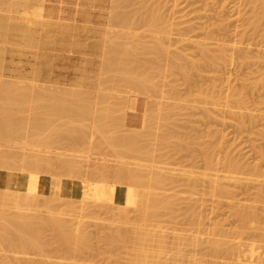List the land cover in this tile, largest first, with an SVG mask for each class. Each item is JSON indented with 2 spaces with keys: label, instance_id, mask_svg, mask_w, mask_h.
I'll use <instances>...</instances> for the list:
<instances>
[{
  "label": "rangeland",
  "instance_id": "374dc122",
  "mask_svg": "<svg viewBox=\"0 0 264 264\" xmlns=\"http://www.w3.org/2000/svg\"><path fill=\"white\" fill-rule=\"evenodd\" d=\"M111 2L0 0V116L9 118L4 110L11 112L15 126L0 140V154L10 150L12 160L19 151L26 157L16 162L14 158L8 168L0 159V164L5 163L0 174L10 177L6 184L0 182V190L8 188L9 193L4 204L0 192V216L33 215L38 221L35 227L40 228L37 246L0 245V260L6 264H264V194L257 190L264 189V177L260 178L264 169V0ZM180 20L185 22L178 25ZM189 24L196 25V30L179 35V29L184 32ZM219 48H224V55L215 59L211 55L220 53ZM205 49L212 60L203 53ZM104 56L109 62L102 60ZM67 102L77 110L84 106L85 114L80 117L74 112L69 119L70 110L76 109L68 105V111L59 109ZM49 109L55 110L52 115L57 113L52 116ZM64 112L69 116H62ZM29 150L31 154L39 150L41 157L75 159L83 170L48 166L37 171L36 164L28 168L27 159L33 160ZM228 157L243 166L233 175L242 177L241 181L256 175L262 179L257 185L263 187H254L257 182L249 177L253 186L248 179L244 182L249 183V193L237 195L240 188L235 180L233 189L229 188L233 180L222 178L226 172L220 171ZM124 163L141 169L140 174L135 172L137 178H128L126 172L129 180L123 179V173L119 180L115 170ZM256 163L262 175L256 174ZM104 165L110 173H103ZM99 166H104L103 171ZM215 167L220 168L217 173L228 194L217 193L211 183ZM97 169L103 174L93 172ZM158 174L167 179L158 178V182ZM42 176L51 181L49 193ZM22 177L31 181L28 189L25 182L12 181ZM62 178L82 181L86 197H63ZM102 191L110 193L107 200ZM24 192L35 199L18 210L14 205ZM149 199L157 202L154 208ZM52 216L68 222L75 233L66 222L70 230L65 229L72 237L84 233L86 245L77 244L79 235L72 242L77 241L80 248L68 244L71 237L65 243L62 236L57 238L63 228L53 227ZM6 217L0 223L10 225L12 218L7 221ZM113 235L115 242L110 241Z\"/></svg>",
  "mask_w": 264,
  "mask_h": 264
},
{
  "label": "bare ground",
  "instance_id": "6f19581e",
  "mask_svg": "<svg viewBox=\"0 0 264 264\" xmlns=\"http://www.w3.org/2000/svg\"><path fill=\"white\" fill-rule=\"evenodd\" d=\"M114 1H116V0H114ZM122 1V0H121ZM124 1V0H123ZM120 2V1H119ZM126 2V1H125ZM112 4H113V0H112V2H111ZM114 4H115V2H114ZM119 4V3H118ZM123 4V3H122ZM117 5V4H116ZM145 6V5H144ZM111 7V6H110ZM152 8V7H151ZM110 10V9H109ZM148 10V9H147ZM179 10V9H178ZM177 10V11H178ZM112 11V10H111ZM120 11V10H119ZM157 11V10H156ZM179 11H181V9L179 10ZM127 13H128V11H127ZM159 13V12H158ZM110 14V13H109ZM146 14V13H145ZM111 15V14H110ZM152 15H153V13H152ZM162 15V14H161ZM159 16H160V14H159ZM180 16H183V15H180ZM145 17V16H144ZM150 17V16H149ZM153 20H154V18L153 17H151ZM164 18V17H163ZM115 19V18H114ZM147 19V18H146ZM145 19V20H146ZM156 19V18H155ZM125 20V19H124ZM152 20V21H153ZM159 20V19H158ZM157 20V21H158ZM109 22V21H108ZM111 22V21H110ZM125 22V21H124ZM131 22V21H130ZM129 22V23H130ZM147 22H150V21H147ZM155 22V21H154ZM162 22V21H161ZM185 21L184 20H180V21H178V25H181L182 23H184ZM151 24V23H150ZM110 25V24H109ZM144 25H145V22H144ZM158 25V24H157ZM129 26V25H128ZM180 27H182V26H180ZM196 25H194V24H189V25H186V27H184L185 28V31L184 32H182V30L181 29H179V31H178V34L179 35H183V34H188L189 32H194L195 30H196ZM108 28V27H107ZM135 28V27H134ZM85 29V28H84ZM115 29V28H114ZM131 29V28H130ZM121 31H122V29H120ZM158 30H160V29H158ZM157 30V31H158ZM112 31V30H111ZM114 31V30H113ZM106 32H108V30L106 31ZM110 32V31H109ZM115 32H118V31H116L115 30ZM128 32V31H127ZM149 32V31H148ZM160 32V31H159ZM164 32V31H163ZM89 33V32H88ZM111 33H113V32H111ZM110 33V34H111ZM123 34L124 32H120V34ZM133 33V32H132ZM146 33V32H145ZM165 33V32H164ZM170 33V32H169ZM107 34V33H106ZM115 34V33H114ZM117 34V33H116ZM131 34V33H130ZM112 35V34H111ZM125 35V34H124ZM124 35H121V36H119V37H126V35L124 36ZM138 35V34H137ZM140 35V34H139ZM150 35H152V34H150ZM156 35V34H155ZM163 35V34H162ZM168 35V34H167ZM166 35V36H167ZM114 36V35H113ZM112 36V37H113ZM116 36H118V35H116ZM132 36H135V35H132ZM132 36H130V38H132ZM107 37H108V35H107ZM115 37V36H114ZM143 37V36H142ZM157 37V36H156ZM128 38V37H127ZM127 38H126V40H127ZM129 38V39H130ZM139 37L137 36V39H138ZM163 38V37H162ZM168 38H170V37H168ZM110 39V38H109ZM111 39H113V38H111ZM128 39V40H129ZM134 39H136V38H133L132 39V42L131 43H133V40ZM148 39V38H147ZM161 39V38H160ZM165 39V38H164ZM107 39H105V41H106ZM113 40H115V39H113ZM122 40V39H121ZM127 40V42L129 43V41ZM178 40H181V41H184L185 39L184 38H181V37H179V39ZM116 41H117V39H116ZM140 41V40H139ZM139 41L137 42L138 43V45L140 44L139 43ZM142 41H144V40H142ZM160 41V40H159ZM118 42V41H117ZM109 43V42H108ZM119 43V42H118ZM118 43H115V45H117ZM137 43H135V44H137ZM160 43V42H159ZM111 46H112V44L111 43H109ZM108 44V45H109ZM120 44V43H119ZM107 44L105 43L104 44V46H106ZM107 45V46H108ZM122 45V44H121ZM124 45H125V47L127 48V46H126V44H125V42H124ZM123 45V46H124ZM141 45V44H140ZM160 45H162V44H160ZM119 46V45H118ZM122 46V47H123ZM142 46V45H141ZM110 47V46H109ZM121 47V46H120ZM138 47H140V46H138ZM163 47V46H162ZM166 48H168L167 46H165ZM25 48V47H24ZM116 48H118V47H116ZM203 48H205V47H203ZM202 48V49H203ZM105 49V48H104ZM108 49H111V51H112V48H108ZM118 49H121V48H118ZM123 49V48H122ZM128 49V48H127ZM126 49V50H127ZM136 49V48H135ZM135 49H134V51H135ZM140 49H141V47H140ZM145 49V48H144ZM206 49H208V48H206ZM205 49V50H206ZM106 50H107V48H106ZM148 50V49H147ZM219 50H220V53H217V54H212L211 55V53L208 51V50H206L207 52H203V53H207V54H205V56L207 55L208 57L211 55L213 58H220V57H222L224 54H223V51H224V48H219ZM119 51V50H118ZM127 51H129V50H127ZM131 51H132V49H131ZM211 51V50H210ZM107 53H109L108 51H106ZM106 52H104V53H106ZM113 52V51H112ZM116 52V51H115ZM123 52H124V50H123ZM135 52H137V51H135ZM160 52V51H159ZM158 52V53H159ZM212 52V51H211ZM245 52V51H244ZM103 53V54H104ZM106 53V54H107ZM111 53V52H110ZM114 53V52H113ZM117 53V52H116ZM127 53V52H126ZM134 53V52H133ZM148 53V52H147ZM153 53V52H152ZM213 53V52H212ZM124 54V53H123ZM127 54H129V53H127ZM161 54H162V52H161ZM113 54H111L110 56H109V58H111V56H112ZM118 55V57H119V54H117ZM114 56H115V54H114ZM121 57H122V55H120ZM124 56V55H123ZM203 56V55H202ZM211 56H210V59H211ZM243 56V55H242ZM105 57L106 56H104L103 58H102V60H104L105 59ZM136 57V56H135ZM151 57V56H150ZM113 58V57H112ZM120 58V57H119ZM207 58V57H206ZM212 58V59H213ZM108 59V58H107ZM106 59V60H107ZM118 59V58H117ZM140 59H142V58H140ZM209 59V60H210ZM211 59V60H212ZM214 59V60H215ZM252 59V58H251ZM113 60H115L116 61V59H113ZM112 60V61H113ZM118 60H120V59H118ZM122 60V59H121ZM124 60V59H123ZM108 61V60H107ZM107 61H105L104 60V62H107ZM109 62V61H108ZM111 62V61H110ZM127 62V61H126ZM122 63V62H121ZM123 63H124V61H123ZM144 63V62H143ZM149 63H150V61H149ZM108 66H110V64L111 63H106ZM116 64V63H115ZM114 64V65H115ZM125 64V63H124ZM124 64H122V65H124ZM150 65H151V63H150ZM201 65V64H200ZM121 66V65H120ZM110 67H112V68H115V67H113V65H111ZM110 67H108V68H110ZM116 67H119V66H117L116 65ZM143 67H146V66H143ZM105 68H106V66H105ZM107 68V69H108ZM122 68V67H121ZM106 69V70H107ZM131 69V68H130ZM153 69V68H152ZM2 70V69H1ZM103 70H104V68H103ZM110 70H111V68H110ZM113 70V69H112ZM133 70V69H132ZM147 70V69H146ZM118 71V70H117ZM134 71V70H133ZM108 72V71H107ZM113 74V73H112ZM140 75V74H139ZM120 76V75H119ZM3 77V76H2ZM141 78V77H140ZM6 79V78H5ZM101 79V78H100ZM99 79V80H100ZM119 79V78H118ZM138 79V78H137ZM145 79V78H144ZM3 80V79H2ZM8 80V79H7ZM11 80V79H10ZM13 80V79H12ZM18 80V79H17ZM22 80V79H21ZM129 80V79H128ZM23 81H25V80H23ZM23 81H22V83H23ZM149 81V80H148ZM151 81V80H150ZM4 82V81H3ZM3 82H2V84H3ZM15 82H16V80H15ZM19 82V81H18ZM101 82V81H100ZM0 83H1V81H0ZM17 83V82H16ZM15 83V84H16ZM31 83H32V81H31ZM143 83V82H142ZM142 83H141V85H142ZM13 84V83H12ZM26 84V83H25ZM28 84H29V82H28ZM35 84H36V82H35ZM145 84V83H144ZM24 85V84H23ZM34 85V84H33ZM139 85H140V83H139ZM21 86V85H20ZM27 86V85H26ZM144 86V85H143ZM13 87V86H12ZM48 87H50V86H48ZM55 87V86H54ZM64 87V86H63ZM70 87V86H69ZM132 87V86H131ZM30 88V87H29ZM56 88V87H55ZM71 88V87H70ZM78 88V87H77ZM139 88V87H138ZM11 89V88H10ZM28 89V88H27ZM54 89V88H53ZM58 89V88H57ZM72 89V88H71ZM70 89V90H71ZM80 89V88H79ZM84 89V88H83ZM99 89V88H98ZM139 89H141V88H139ZM52 90V89H51ZM61 90H63L62 89V87H61ZM81 90V89H80ZM152 90V89H151ZM2 91V90H1ZM25 91H27V90H25ZM32 91H33V88H32ZM72 91V90H71ZM82 91H84V90H82ZM98 91V90H97ZM28 92V91H27ZM72 92H74V91H72ZM77 92H79V91H77ZM86 92V91H85ZM21 93V92H20ZM33 93H34V91H33ZM60 93V92H59ZM58 93V94H59ZM142 93H144V92H142ZM245 93V92H244ZM70 94V93H69ZM132 94V93H131ZM134 94V93H133ZM1 95V94H0ZM10 95V94H9ZM30 95V94H29ZM41 95V94H40ZM51 95V94H50ZM60 95V94H59ZM58 95V96H59ZM34 96V95H33ZM55 96V95H54ZM57 96V95H56ZM57 96V97H58ZM78 97V96H77ZM103 97V96H102ZM40 98V97H39ZM38 98V99H39ZM61 98V97H60ZM83 98V97H82ZM246 98V97H245ZM5 99V98H4ZM31 99V98H30ZM74 99V98H73ZM78 99V98H77ZM87 99V98H86ZM240 100H238V102L240 101V103H242V105L245 103L243 100H241V98H239ZM243 99V98H242ZM2 100V99H1ZM47 100V99H46ZM65 100V99H64ZM81 100V99H80ZM79 100V101H80ZM84 100V99H83ZM245 100H248V99H245ZM98 101V100H97ZM44 102V101H43ZM61 102V101H60ZM6 103V102H5ZM33 102L31 101V104H32ZM39 103V102H38ZM59 103V102H58ZM70 103V104H69ZM247 103V102H246ZM56 104V103H55ZM72 103L71 102H67V103H65V104H63V106L62 107H60L59 109H61V110H63V107L65 108V106L66 105H68V106H66L68 109L69 108H71V109H76L77 107L75 106V105H77V104H75L74 106L76 107H71L72 105H71ZM7 105V104H6ZM229 104H227L226 106H228ZM239 105V104H238ZM0 106H2V105H0ZM31 106V105H30ZM47 106V105H46ZM55 105H53V107H54ZM78 106V105H77ZM80 106V105H79ZM79 106H78V108H79ZM246 106V105H245ZM34 107V106H33ZM52 107V106H51ZM50 107V108H51ZM80 107H82V106H80ZM244 107V106H243ZM5 108V107H4ZM112 108V107H111ZM122 108V107H121ZM7 109V108H6ZM13 109V108H12ZM55 110H56V108H54ZM54 109H52V112H53V110ZM57 109H58V107H57ZM82 109H84V110H82ZM10 110V109H9ZM50 110V109H49ZM54 110V111H55ZM77 110V109H76ZM76 110H73V112H72V110H70V115H71V118H69V119H73L72 117H74L73 115H74V112H75V114L76 115H78V116H83L84 114H85V108H84V106L82 107V108H79V110H82V111H79V110H77L79 113H76ZM29 111V110H28ZM39 111V110H38ZM43 111V110H42ZM58 111V110H57ZM64 111H68L66 108L64 109ZM2 112V111H1ZM6 112V117H9V118H6V119H3L2 117H4V116H0V140L2 141L3 139H5V135L7 134V132H9V131H12L14 128H15V126H14V124H13V119L11 118V112L9 113L8 111H6V110H4V113ZM49 112H51V110L49 111ZM52 112L50 113L51 115H52ZM61 111H59V113H60ZM72 112V113H71ZM33 113V112H32ZM37 113V112H36ZM55 113H57V112H55ZM54 113V114H55ZM65 113V112H64ZM81 113H82V115H81ZM103 113H104V111H103ZM1 114V113H0ZM3 114V113H2ZM30 114V113H29ZM53 114V115H54ZM68 114V115H67ZM50 115V116H51ZM52 115V116H53ZM58 115V114H57ZM253 115V114H252ZM42 116V115H41ZM44 116V115H43ZM59 116V115H58ZM62 116H69V112H66L65 113V115H62ZM258 116V115H257ZM31 117V116H30ZM45 117V116H44ZM43 117V118H44ZM48 118H49V116H47ZM2 118V119H1ZM32 118H33V116H32ZM40 118V117H39ZM42 118V117H41ZM46 118V117H45ZM47 119V118H46ZM51 119H53L52 117H51ZM78 119H80V118H78ZM242 119V118H241ZM68 120V119H67ZM70 121V120H69ZM36 122V121H35ZM15 123V122H14ZM18 123V122H17ZM116 123V122H115ZM34 124V123H33ZM72 124V123H71ZM73 125V124H72ZM81 125V124H80ZM21 127V126H20ZM102 127V126H101ZM144 127V126H143ZM67 128V127H66ZM55 129V128H54ZM106 129V128H105ZM16 131L18 130V129H15ZM14 131V130H13ZM14 133V132H13ZM16 133V132H15ZM18 133H19V131H18ZM129 134V133H128ZM18 135V134H17ZM22 135V134H21ZM16 136V135H15ZM69 136V135H68ZM49 137V136H48ZM129 136L127 135V137L125 136L124 138H125V140H127L126 138H128ZM130 137H131V135H130ZM133 137V136H132ZM131 137V138H132ZM41 138V137H40ZM51 138V137H50ZM117 138V137H116ZM130 138V139H131ZM7 139V138H6ZM122 140H123V138H122ZM124 140V141H125ZM9 141V140H8ZM52 141V140H51ZM59 141V140H58ZM10 142V141H9ZM7 143V142H6ZM58 143V142H57ZM23 144H26V142H24L23 141ZM22 144V145H23ZM53 144H54V142H53ZM131 144V143H130ZM3 145V144H2ZM1 145V143H0V146H2ZM5 145V144H4ZM7 145H9V144H7ZM27 145H29L28 143H27ZM119 145V144H118ZM6 146V145H5ZM10 146V145H9ZM8 146V147H9ZM24 146H26V145H24ZM18 147V146H17ZM22 147V146H21ZM48 147V146H47ZM2 148V147H1ZM24 148V147H23ZM27 148V147H26ZM3 149H5V148H3ZM29 149V148H28ZM46 149V148H45ZM8 150V149H7ZM20 150V149H19ZM24 150V149H23ZM23 150H21V152L23 151ZM43 150V149H42ZM42 150H41V152H42ZM50 150H53V149H50ZM50 150L48 151L47 150V152H49L50 153ZM10 151V150H9ZM8 151V152H9ZM25 151V150H24ZM23 151V152H24ZM27 151V150H26ZM44 151V150H43ZM46 151V150H45ZM44 151V153H46ZM2 151H1V149H0V153H1ZM6 153L7 151H5V150H3V153ZM8 152L5 154L4 153V155H2V156H4L3 158H1L2 156H1V154H0V159L2 160V161H4V162H7V164H6V166L8 165H12L11 163L9 164V162L11 161V162H13V159H14V161L15 160H17V158L18 157H20L21 159L20 160H23V159H26V157L25 158H23L22 156H23V154L25 153H23L22 155H20V154H17V153H19V151H17L16 153H14V156L15 157H12L13 159L11 160V154H8ZM11 152V151H10ZM29 152H30V150H29ZM32 152V151H31ZM31 152L29 153V155H31L30 156V158H32L33 160H31V159H27V163H30L31 165L28 167V168H30V167H32L31 169H33L34 167H36V166H34V164H36L38 167H37V171L38 170H40V169H38L39 167H41V168H45V167H48L49 166V168H59V167H65L69 172H76V170L78 169L79 171L82 169L81 168V165H79V163L75 160V159H62V158H59V157H52V156H50L51 158H48L49 156L48 155H46V154H44L43 155V157H41V154L39 155L38 154V152H40L39 150L38 151H35V152H33L32 154H31ZM52 153H54L55 152V150H54V152L53 151H51ZM57 152V151H56ZM54 153V154H57V153ZM28 153V152H27ZM122 153V152H121ZM16 154V155H15ZM65 154V153H64ZM71 154H73V153H70V155ZM83 154V153H82ZM5 155H7V156H5ZM20 155V156H19ZM28 154H27V158H28V156H29ZM33 155V156H32ZM45 155L47 156V157H45ZM9 156V158H7ZM38 156V158H36V157ZM59 156V155H58ZM73 156H74V154H73ZM81 156V155H80ZM45 157V158H44ZM155 157V156H154ZM34 158H36V159H34ZM42 158V159H41ZM54 158V159H53ZM80 158V157H79ZM87 158V157H86ZM43 159H45V160H43ZM206 159V158H205ZM59 160V161H58ZM85 160V159H84ZM233 160V159H232ZM230 160V157H228L226 160H225V162H223L222 163V165H223V168L222 167H220V166H218V167H220V168H222V169H220V168H214V170H215V172L214 171H212L213 172V176H214V178H213V176H212V178H211V183H212V185L214 186V188H215V191L217 192V193H219V192H224V191H228L227 189H226V185L224 186V184L223 183H221V181H220V175L217 173L218 172V170L220 169V171L222 170V172L223 171H225L226 173L222 176V178H224V179H227V181L229 180L230 182H231V180H233L232 181V183L231 184H229V185H231L229 188H232V184H233V182H234V180H235V186H238V188H240V190H237V195L240 193V192H245V191H247L248 193H249V190L248 189H250L249 187V183L248 182H246V183H244L245 181H247L246 179H248V181H250V183L253 181L254 182V180L252 179V177L255 179V182L254 183H256L257 181H259V182H261L260 180H262L263 178L262 177H264V169H262V170H258V169H261V167H258L259 166V163L257 164L256 163V167H255V165H253V169L255 170V168H256V171L258 170L259 172H263V176H259L260 178H262V179H258V178H256V175H255V177L253 176V175H250V176H245L244 177V181L242 180L241 181V179H242V177H240V176H238V175H233L234 173L236 174V172H240V168L241 167H243V166H240V164H239V162H238V160ZM18 161V160H17ZM24 161V160H23ZM29 161H31L32 163H33V165H32V163L31 162H29ZM236 161L238 162V163H236ZM16 162V161H15ZM122 162V161H121ZM128 162V161H127ZM0 163H2V162H0ZM14 163V162H13ZM243 163V162H242ZM241 163V164H242ZM135 164V163H134ZM244 164V163H243ZM242 164V165H243ZM3 168L5 167L4 165H5V163H4V165H2V164H0ZM23 165V164H22ZM124 165V166H123ZM221 165V166H222ZM250 165V164H249ZM258 165V166H257ZM0 166V167H1ZM8 166H7V168H8ZM44 166V167H43ZM102 166V165H101ZM105 166V165H104ZM104 166L102 167V168H104ZM120 166V165H119ZM122 167L119 169V171L116 169L115 171H117V172H115V173H117V174H119L118 176H120V181H121V176H122V173L124 174V176H122V177H124L123 179H125V176L127 177V174H126V172L129 174V176H128V178L130 177V175H131V177L132 178H137V175L135 174V172H138L139 171V174L141 173V169L139 170V169H134V168H130L128 165H126L125 166V163L124 164H122L121 165ZM158 166H160V165H158ZM164 166V165H163ZM24 167V166H23ZM133 167V166H132ZM136 167V166H135ZM10 168V167H9ZM101 168V169H102ZM108 168V167H107ZM106 168V166H105V170L103 171V170H101L100 169V166H99V168L98 169H100L101 171H103V173L106 171V170H108L107 172L108 173H110V168H108L107 169ZM165 168V167H164ZM246 168L249 170V171H251V169H249L250 167L249 166H246ZM31 169H28V170H30V171H32ZM36 169V168H35ZM98 169H97V171H93L94 173H96L97 172V174H103L101 171H100V173H99V171H98ZM148 169V168H147ZM149 169H151V168H149ZM213 169V168H212ZM247 169L246 170H244L245 172L247 171ZM27 170V169H26ZM83 170V169H82ZM81 170V171H82ZM157 169H155V171H156ZM165 170V169H164ZM167 170H168V168H167ZM253 170V172L251 171L250 173H252V174H254V171ZM33 171H36V170H33ZM144 171H145V169H144ZM159 171V170H158ZM162 171V170H161ZM166 171V170H165ZM257 171V172H258ZM256 173L257 175H262V174H260V173ZM261 172V173H262ZM113 173H114V171H113ZM164 172H162V174H163ZM167 173V172H166ZM170 173V172H169ZM169 173H168V175H169ZM105 174V173H104ZM117 174H116V177L117 178H119L118 176H117ZM121 174V175H120ZM126 174V175H125ZM150 174V173H149ZM156 174V173H155ZM209 174V173H208ZM142 175H143V177L144 178H142V179H145V176L144 175H146V173H142ZM153 175V174H152ZM160 175V176H159ZM219 175V176H218ZM156 177L155 178H157V181H158V178H160V180H161V178L163 179L164 178V180H165V176L164 175H162V176H164V177H161V174H158V175H155ZM158 176V177H157ZM140 177H142V176H140ZM147 177V176H146ZM152 177V176H151ZM248 177V178H247ZM249 177H251V179H252V181H251V179H249ZM258 177V176H257ZM154 178V179H155ZM172 178V177H171ZM167 179V178H166ZM125 180H127V179H125ZM129 180V179H128ZM127 180V181H128ZM138 180V179H137ZM160 180L158 181V182H160ZM176 180V179H175ZM195 180H196V178H195ZM194 180V181H195ZM139 181H141V183H142V181H144V180H139ZM146 181V180H145ZM162 181V180H161ZM173 181V180H172ZM223 181V180H222ZM263 181H264V179H263ZM174 182V181H173ZM230 182H228V183H230ZM241 182H243V183H241ZM253 182L250 184L251 186H253L252 184H253ZM140 183V182H139ZM165 183V182H164ZM171 183V182H170ZM193 183V182H192ZM199 183V182H198ZM198 183H196V184H198ZM263 183V182H262ZM159 184H163L162 182L161 183H159ZM166 184V183H165ZM258 184V182L255 184V186L254 187H256V185ZM264 184V183H263ZM263 184H260L261 186H259V185H257V187L256 188H261V187H263ZM168 185V184H167ZM191 185H193V184H191ZM31 186V181H29L27 178L25 179V188L26 189H28V187H30ZM158 187V186H157ZM160 187V186H159ZM254 187H251V188H254ZM107 188V187H106ZM163 188V187H162ZM4 190L3 191H5V192H2V190H0V192L1 193H3L2 194V198L4 199H2L3 200V202L2 203H4V204H7V201H8V199H9V193L8 192H6L7 191V189L8 188H3ZM152 189V188H151ZM233 189V188H232ZM257 190H262L263 192H261V194L263 193L264 194V189H257ZM257 190H255V191H257ZM27 191V190H26ZM147 191V190H146ZM152 191V190H151ZM150 191V192H151ZM154 191V190H153ZM219 191V192H218ZM259 191H257V193H255V194H258L259 196H261V194L259 193ZM149 192V191H148ZM231 192V189H229V193ZM232 192H234V190H232ZM155 193V192H154ZM235 193V192H234ZM242 193V194H243ZM250 193H252V192H250ZM102 194L104 195L103 197H104V200H107L108 198H109V195H110V193L109 192H106V191H102ZM150 194V193H149ZM224 194H228V193H225L224 192ZM249 195V194H248ZM145 196V195H144ZM161 196V195H160ZM159 196V197H160ZM59 197V196H58ZM63 197H65V198H68V196H63ZM158 197V196H157ZM262 198H264L263 196H261ZM34 199H35V195H30L29 193H27V192H24L22 195H20L19 197H18V199H17V201L15 202V207L19 210V209H21L22 207H23V205L24 204H26V203H31V202H33L34 201ZM148 199V198H147ZM261 199V198H260ZM150 200V201H149ZM148 200V202L150 203V205L152 204V206H153V208L156 206V204H157V202H153V201H151V199H149ZM161 202H163V201H161ZM160 203V202H159ZM165 203V202H164ZM163 203V204H164ZM150 205H149V208H150ZM148 206V205H147ZM152 206H151V210H152ZM159 206V205H158ZM160 207V206H159ZM156 209V208H155ZM147 210V209H146ZM145 210V211H146ZM148 211H149V209L147 210V213H148ZM153 211V210H152ZM241 212H242V210H241ZM150 213V212H149ZM18 214V213H17ZM16 214V215H17ZM157 213H155V215H156ZM149 215H151V214H149ZM154 215V214H153ZM6 217V216H4V215H2V213H1V216H0V218L1 217ZM1 218L0 220H4V218ZM10 218H12V219H10ZM10 218H8V217H6V219L5 220H7V219H10L9 220V222H11L10 223V225L9 224H6L5 222L3 223L2 221H1V223H0V245H3V246H5V247H12L13 245H21V246H25V245H27V244H29V243H32V245L37 241V243H38V241H39V234H38V232H40V231H38V230H40V228H38L37 229V226L35 227V224H36V221L33 219L34 218V216L32 215H30L29 217H27L25 214L23 215V214H18L17 216H15V217H10ZM50 219H52L51 221H49V222H52L53 224H55L56 226H58V227H55V225H53V227L55 228V229H57L58 231L61 229V228H63V229H61V231H59V232H61L60 234H58L57 233V235H58V237L57 238H62L61 240H63V239H65L63 242L65 243L67 240H69V238H70V240L71 241H69L68 242V244L71 242L72 244H76L77 243V241H75V242H72L73 240L72 239H74V240H77V239H75V238H78V235L81 237V238H84L83 239V241L82 240H80V237L78 238V245L80 246V244L81 245H86L85 243H87V242H85L84 240H86L87 238H85L86 237V235L84 234V233H78V235L77 234H74L75 235V237H74V235H73V237H72V235H71V233L72 232H74L73 231V228L70 226V225H68V222H66V220L65 219H63V218H61L62 220H65V221H62V222H64V224L61 222V219H60V217H54V216H52ZM8 221V220H7ZM38 222V221H37ZM48 222V223H49ZM61 224H60V223ZM67 223V225L69 226V227H71V231L72 232H70L69 230V228L67 227V225H65L66 223ZM57 223V224H56ZM39 224V223H38ZM60 224V225H59ZM63 224V225H62ZM40 225V224H39ZM63 226V227H62ZM67 227V228H66ZM33 228H35V229H37L36 231L37 232H34V229ZM60 228V229H59ZM69 229V230H66V229ZM31 229H33V231L31 230ZM57 230H56V232H57ZM64 230H66V231H64ZM30 231L31 232H33V233H31L30 234ZM143 231V230H142ZM143 232H145V231H143ZM152 232V231H151ZM154 232V231H153ZM36 233H37V236H39V237H36ZM75 233V232H74ZM81 234H83V235H81ZM34 235V236H33ZM62 236V237H60V236ZM77 235V236H76ZM30 236H32L31 238H33V239H30ZM83 236V237H82ZM37 239H36V238ZM148 237V236H147ZM180 238V237H179ZM34 239H36V240H34ZM30 241H32V242H30ZM87 241V240H86ZM110 241H113V242H115L116 241V237H115V235H113V237H111L110 238ZM84 244H83V243ZM71 243H70V245H71ZM80 243V244H79ZM135 243V242H134ZM167 243V242H166ZM36 244V243H35ZM34 244V245H35ZM76 244V246L77 247H79L78 245ZM143 244V243H142ZM29 245H31V244H29ZM35 246H37V244L35 245ZM146 246V245H145ZM155 246V245H154ZM163 247V246H162ZM80 248V247H79ZM84 248V247H83ZM4 249V248H3ZM241 249V248H240ZM238 251V250H237ZM239 252V251H238ZM240 254V253H239ZM159 255V254H158ZM140 256H141V254H140ZM146 262V261H145ZM6 264V261H1L0 260V264ZM39 264H54V263H51V262H47V261H44V262H41V263H39Z\"/></svg>",
  "mask_w": 264,
  "mask_h": 264
},
{
  "label": "crops",
  "instance_id": "0c3cea01",
  "mask_svg": "<svg viewBox=\"0 0 264 264\" xmlns=\"http://www.w3.org/2000/svg\"><path fill=\"white\" fill-rule=\"evenodd\" d=\"M139 100L136 101L134 104V108H137V103ZM41 178H45L48 184V193L51 189V181L49 178L42 176ZM10 180V177L8 175L0 174V182L2 184H6ZM14 182H18L19 184H22L25 182V178H18V179H12ZM60 187V193L63 196H71L74 198H81L84 199L86 197L87 188L85 184L77 179H70V178H62L59 184Z\"/></svg>",
  "mask_w": 264,
  "mask_h": 264
}]
</instances>
